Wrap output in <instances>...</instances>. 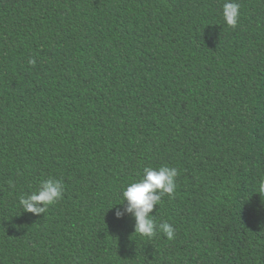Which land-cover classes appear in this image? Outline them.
Returning <instances> with one entry per match:
<instances>
[{"label": "trees", "instance_id": "trees-1", "mask_svg": "<svg viewBox=\"0 0 264 264\" xmlns=\"http://www.w3.org/2000/svg\"><path fill=\"white\" fill-rule=\"evenodd\" d=\"M224 2L0 0V264H264V0ZM164 165L171 240L120 203Z\"/></svg>", "mask_w": 264, "mask_h": 264}, {"label": "clouds", "instance_id": "clouds-1", "mask_svg": "<svg viewBox=\"0 0 264 264\" xmlns=\"http://www.w3.org/2000/svg\"><path fill=\"white\" fill-rule=\"evenodd\" d=\"M239 7L240 5L236 0H225L223 3L222 16L228 26H236L239 18ZM29 63L35 64V60L29 59ZM177 175L178 170L175 167L164 165L153 168L149 166L143 169L142 178L127 184L123 188L120 203L124 200L127 201V207L124 211L131 213L134 217L133 232L151 238L157 234V231H160L169 240L173 239L174 229L172 225L167 222L157 225L151 213L154 205L160 202L163 195L172 196L174 194L176 189L175 177ZM62 191L63 185L60 181L48 179L42 181L39 187L30 194L21 195L19 205L24 211L43 214L48 205L53 204L61 197ZM256 192L260 195L264 194V178L258 181ZM114 214L117 218L122 215L119 210Z\"/></svg>", "mask_w": 264, "mask_h": 264}]
</instances>
